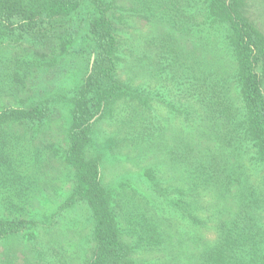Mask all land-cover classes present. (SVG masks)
<instances>
[{
    "label": "trees",
    "instance_id": "16d2710c",
    "mask_svg": "<svg viewBox=\"0 0 264 264\" xmlns=\"http://www.w3.org/2000/svg\"><path fill=\"white\" fill-rule=\"evenodd\" d=\"M116 2L0 0L2 44L32 53L16 57L15 73L23 66L52 65L56 56L88 55V67L67 98L66 142L57 152L72 169L74 183L50 218L83 201L93 242L83 264H135L119 231L112 189L101 179V155L89 151L98 144L96 121L129 97L141 111L151 105L142 139L162 128L153 105L177 115L178 136L163 144L169 146L168 183L161 184L151 168L143 177L153 196L149 208L178 213L185 231L195 235L189 264H264V24L253 17L251 0H179L182 6L165 14L170 30L146 39L155 49L134 67L154 84L136 85L120 78L127 15L117 13ZM193 35L194 45L187 46ZM26 76L16 73L15 82L23 84ZM52 108L47 97L0 108L1 143L5 125L41 123ZM39 223L33 215L0 216V239L31 233ZM205 231L213 236L205 238ZM143 232L150 248L164 241L153 226Z\"/></svg>",
    "mask_w": 264,
    "mask_h": 264
},
{
    "label": "rangeland",
    "instance_id": "374dc122",
    "mask_svg": "<svg viewBox=\"0 0 264 264\" xmlns=\"http://www.w3.org/2000/svg\"><path fill=\"white\" fill-rule=\"evenodd\" d=\"M178 1L117 0V13L127 15L121 26V37L127 44L122 54L121 79L132 85L154 84L146 71L134 67L140 64L139 57L155 49L148 48L146 39L170 30L165 14L170 8L182 6ZM251 3L253 17L264 24V0H251ZM176 34L182 37L181 33ZM4 40L0 36V108L22 106L34 98L47 97L53 110L41 123H10L1 129L4 142L0 141V216L33 215L40 223L32 234L23 231L0 239V264H83L93 246L92 221L86 204L79 201L58 216L54 214L50 218V215L68 196L74 183L72 169L57 152L66 142L67 98L86 70L88 55L69 53L56 56L52 65L41 63L28 69L23 66L24 70L16 73L25 72L27 76L23 84H18L15 59H26L32 53L23 46L5 47ZM193 40L194 35L185 44L193 46ZM153 106L162 128L154 134H145L142 139L139 134L142 124L150 117L151 105L141 111L129 97L114 103L96 121L94 134L98 144H91L89 151L96 150L101 155V179L112 189L119 231L131 247L132 261L135 264H189L195 235L185 231L183 218L178 213H168L163 207L149 208L153 196L149 195L143 172L151 168L161 184L168 183L169 146L163 147V144H172V136L177 137L179 133L177 115L172 116L166 106ZM174 177L177 179L176 173ZM23 204L22 209L19 205ZM147 225L163 233L162 244L150 248L145 243L143 231ZM212 236L211 231L204 232L205 238Z\"/></svg>",
    "mask_w": 264,
    "mask_h": 264
},
{
    "label": "water",
    "instance_id": "95a60500",
    "mask_svg": "<svg viewBox=\"0 0 264 264\" xmlns=\"http://www.w3.org/2000/svg\"><path fill=\"white\" fill-rule=\"evenodd\" d=\"M91 61H92V59H91Z\"/></svg>",
    "mask_w": 264,
    "mask_h": 264
}]
</instances>
